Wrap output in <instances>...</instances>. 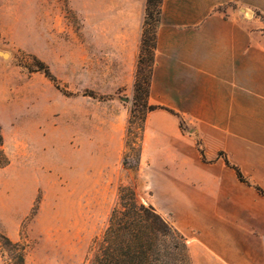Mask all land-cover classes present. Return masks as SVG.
<instances>
[{"label": "rangeland", "instance_id": "obj_1", "mask_svg": "<svg viewBox=\"0 0 264 264\" xmlns=\"http://www.w3.org/2000/svg\"><path fill=\"white\" fill-rule=\"evenodd\" d=\"M250 12L264 22L258 1ZM145 16L146 0H0V52L8 55H0V137L9 159L0 168V264L15 262L4 238L24 246L25 264H89L120 185L131 182L185 236L192 264H264L260 241L235 262L220 215L231 204L196 186L180 190L181 152L211 163L185 114L150 102L167 110L147 117L139 169L123 166L125 153L134 165L127 131ZM244 187L235 191L250 199Z\"/></svg>", "mask_w": 264, "mask_h": 264}, {"label": "crops", "instance_id": "obj_2", "mask_svg": "<svg viewBox=\"0 0 264 264\" xmlns=\"http://www.w3.org/2000/svg\"><path fill=\"white\" fill-rule=\"evenodd\" d=\"M254 1L264 14V0ZM227 3L246 8L216 11ZM252 3L166 0L149 96V104L166 106L194 121L211 163L181 152L178 184L181 191L196 186L232 205L220 215L236 263L249 255L252 241L264 245V196L253 186L245 188L219 158L223 153L245 178L264 190V22L251 16ZM142 26L136 34V68ZM243 187L250 199L237 195L235 189Z\"/></svg>", "mask_w": 264, "mask_h": 264}, {"label": "trees", "instance_id": "obj_3", "mask_svg": "<svg viewBox=\"0 0 264 264\" xmlns=\"http://www.w3.org/2000/svg\"><path fill=\"white\" fill-rule=\"evenodd\" d=\"M164 0H146V16L142 26L140 53L134 83V107L129 119L127 146L131 141L134 165L129 166L125 153V170L137 171L141 162L145 125L150 113L161 109L149 104L152 76L157 49V30L161 24ZM43 65V64H42ZM45 76L56 81L48 66H42ZM173 113V112H172ZM136 125V132L132 126ZM132 137V138H131ZM203 161L204 153L200 152ZM222 157V156H221ZM241 183L253 186L264 196V190L252 185L241 170L224 158ZM9 159L3 150L0 137V168L6 167ZM11 248L15 262L25 264V248L4 238ZM89 264H192L190 250L185 236L170 225L152 205H145L139 199L137 186L128 183L120 185L118 199L111 210L106 229L91 250Z\"/></svg>", "mask_w": 264, "mask_h": 264}, {"label": "water", "instance_id": "obj_4", "mask_svg": "<svg viewBox=\"0 0 264 264\" xmlns=\"http://www.w3.org/2000/svg\"><path fill=\"white\" fill-rule=\"evenodd\" d=\"M0 55H2L3 57H8L7 54H4V53H2V52H0Z\"/></svg>", "mask_w": 264, "mask_h": 264}]
</instances>
